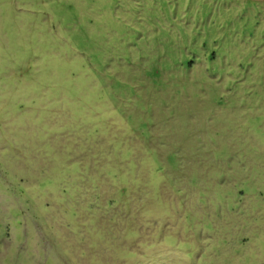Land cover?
Here are the masks:
<instances>
[{"label": "rangeland", "instance_id": "obj_1", "mask_svg": "<svg viewBox=\"0 0 264 264\" xmlns=\"http://www.w3.org/2000/svg\"><path fill=\"white\" fill-rule=\"evenodd\" d=\"M0 264H264V0H0Z\"/></svg>", "mask_w": 264, "mask_h": 264}]
</instances>
